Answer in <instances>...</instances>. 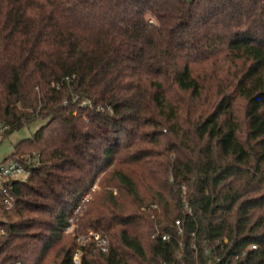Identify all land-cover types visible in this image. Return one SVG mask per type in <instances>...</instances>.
I'll use <instances>...</instances> for the list:
<instances>
[{
    "label": "trees",
    "instance_id": "trees-1",
    "mask_svg": "<svg viewBox=\"0 0 264 264\" xmlns=\"http://www.w3.org/2000/svg\"><path fill=\"white\" fill-rule=\"evenodd\" d=\"M38 119L0 264H264V0H0L3 135Z\"/></svg>",
    "mask_w": 264,
    "mask_h": 264
},
{
    "label": "built area",
    "instance_id": "built-area-1",
    "mask_svg": "<svg viewBox=\"0 0 264 264\" xmlns=\"http://www.w3.org/2000/svg\"><path fill=\"white\" fill-rule=\"evenodd\" d=\"M9 127L6 124H3L0 122V135L4 134ZM29 175V170L26 169L24 166L22 160L19 159V157H16L14 159H11L7 162L0 163V193L5 195L3 199V204L8 209L10 207V200L9 196L7 194V184L14 180H23ZM90 196L86 195L83 199V203L87 202L89 200ZM82 206H78L75 211L81 212ZM77 221V220H76ZM76 221H75V228H76ZM178 225V222H176ZM68 225L66 227V230H64L67 233L75 235L76 230L71 226ZM77 242L80 243V245H84L87 242H93L98 250L105 253L108 251L109 241L105 235L102 233L89 230L85 234H77L76 235ZM166 237L163 236L162 239L164 240ZM252 248H255V246H252ZM208 252V250L206 251ZM79 251H76L73 256V263L79 264L80 257H79Z\"/></svg>",
    "mask_w": 264,
    "mask_h": 264
},
{
    "label": "rangeland",
    "instance_id": "rangeland-1",
    "mask_svg": "<svg viewBox=\"0 0 264 264\" xmlns=\"http://www.w3.org/2000/svg\"><path fill=\"white\" fill-rule=\"evenodd\" d=\"M46 121H47V119H38V120L30 123L27 126H24V127L20 128V129H17V130H14V131L10 132L7 136H5L3 134L0 135V162H2L6 157L10 156L11 154H13L15 152V148L14 147H15V145L17 143H19L20 141H22L24 139H27V138L31 137V135L38 128H40L42 125H44L46 123ZM17 157H19V156H17ZM14 158H16V157H14ZM19 159L20 160H25V162L23 163L24 166L28 165V167H29V166L32 165V163H35L34 166L38 165L37 162H35V161L33 162L32 159H30L29 157L28 158L27 157H25V158L19 157ZM31 161H32V163H31ZM99 191H100V187L96 184V185H94V187H92V189H91V191L89 192L88 195L92 196L94 194H97ZM75 210L73 211L72 216L68 220V225H71L76 230L75 221L77 220V218L79 216V212H77ZM65 230H66V228H65ZM62 233L64 235L70 234V233H67L65 231H63ZM70 235H73V234H70ZM76 235H77V233H75V236ZM76 242H77V238H76ZM79 245H80V243H79Z\"/></svg>",
    "mask_w": 264,
    "mask_h": 264
}]
</instances>
